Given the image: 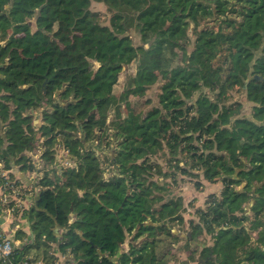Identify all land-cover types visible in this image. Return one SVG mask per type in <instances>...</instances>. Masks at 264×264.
<instances>
[{"label": "trees", "instance_id": "16d2710c", "mask_svg": "<svg viewBox=\"0 0 264 264\" xmlns=\"http://www.w3.org/2000/svg\"><path fill=\"white\" fill-rule=\"evenodd\" d=\"M93 2L106 6L108 25ZM134 63L126 96L162 82L146 113L130 102L123 113L114 94ZM240 91L250 118L230 102ZM40 140L46 160L58 141L76 166L38 181L21 215L33 240L18 259L168 264L187 239L198 264H264V0H0V162L32 172ZM164 148L176 170L188 174L190 155L207 182L223 183L197 222L154 180L167 177L151 160Z\"/></svg>", "mask_w": 264, "mask_h": 264}, {"label": "rangeland", "instance_id": "374dc122", "mask_svg": "<svg viewBox=\"0 0 264 264\" xmlns=\"http://www.w3.org/2000/svg\"><path fill=\"white\" fill-rule=\"evenodd\" d=\"M91 10L94 12L99 13L101 20L104 24H109V18H110V13L108 12L107 8L105 5L101 3H96L93 2L91 4ZM205 19L201 25L205 23ZM201 22V21H200ZM32 29L34 30V23L32 21ZM130 33V32H129ZM130 34L133 35V42L135 45L140 44V39L138 35L135 33L131 32ZM195 36L192 33V29L189 30V39L190 43L189 46L187 47V52H190L192 50V44L194 41ZM176 63V61H175ZM173 63V64H175ZM138 63H134L128 67H126L119 75V80L117 85L114 87V94L119 98L120 104L122 106V111L125 113V102H130L133 107H135L136 110H141L144 113L147 111L151 110L152 108L158 106V100H157V95L159 93V89L161 86V83H157L156 85L152 86L146 91V95L137 100L136 98H133L132 96H126L127 90L125 89L126 83H127V78L132 76L135 73L136 66ZM98 65L97 63H94V68H97ZM207 93V92H206ZM209 96H212L208 92ZM198 95V94H197ZM231 95V101H237L242 104V111H241V116L250 118L251 117V109L253 104L248 102L245 98L244 91L240 92H232ZM146 101H150V105H145ZM112 133L111 130H108V134L110 135ZM97 147V142L95 141L94 144ZM101 150V148H99ZM36 151V150H34ZM52 151V149H51ZM169 150L164 148V151H161L157 156L152 157L151 160L153 163H155L162 171L163 174L167 173V177H154V180H157L160 184H167L168 189L170 191V197L173 198H178L180 197L182 199V209H181V215L186 223L189 221H198V212L203 211L206 209L208 200H210L211 195H215L217 197H220V194L223 189V183L221 180H216L213 183L207 182L202 175V172L200 170H197L193 165L192 158L190 155L187 157H184V162L186 164V171L188 174H183L180 170H176L172 165L169 164V160L172 158V156L167 152ZM32 152V151H31ZM101 152V151H100ZM100 156H102V153H100ZM104 158L101 157V160ZM50 163L52 161L47 160ZM182 167L183 163H181ZM76 166V163H75ZM18 168V167H17ZM185 168V167H184ZM107 169V172H105L106 175L111 173V167L109 166H104V171ZM16 170V168L14 169ZM170 173V174H168ZM173 174V175H172ZM30 179H27L28 183H25L19 176L16 178L13 174L12 176H9L8 173L4 174V177L1 176L0 174V194L4 193L9 196H13V199H18L21 197L23 193H25L28 184L32 181V183L37 182V192L39 191V186H38V181L40 180V176H42V172L37 175L35 173H26ZM14 176V177H13ZM12 177V178H11ZM19 180H22L23 182H19ZM20 183V184H19ZM19 185L20 188H17L16 186ZM15 191V193L10 194V192ZM36 189H33V191ZM32 191V192H33ZM34 194V192H33ZM12 201V200H11ZM13 201L9 204L10 207L12 206ZM28 207V206H27ZM24 208H18L14 207V209L10 212L8 215L10 217L9 225H13L14 223H18L19 219L22 215V211ZM188 229V225H187ZM180 235L185 236V238L188 237V230H185V233H180ZM132 238L129 237L128 241L130 242ZM187 239H183L182 243L183 246L185 245V241ZM208 240V238H207ZM210 243V241H209ZM31 256V255H30ZM179 256V254H178ZM182 255L180 256V259L182 258ZM33 257V255H32ZM189 258H193L195 261H191L193 264H198L199 256H186L184 255V258H182V262L180 264H189ZM179 260V257H178Z\"/></svg>", "mask_w": 264, "mask_h": 264}, {"label": "built area", "instance_id": "2783aa9c", "mask_svg": "<svg viewBox=\"0 0 264 264\" xmlns=\"http://www.w3.org/2000/svg\"><path fill=\"white\" fill-rule=\"evenodd\" d=\"M39 146L35 149L36 151H32L28 153L30 163L33 166V171L29 173H35L39 175L42 172V176L45 172L54 169L57 173H60L63 170L67 169H74L75 168V160L73 159L70 151L68 148L61 145L58 141L54 144L52 151H53V158L52 163L49 162L44 157V147L41 146L42 140L39 141ZM1 163V162H0ZM1 166V164H0ZM108 173L107 169L103 173V180H108L111 177V173ZM1 176L4 177V172H0ZM40 176L39 178L41 179ZM5 178V177H4ZM20 184V183H19ZM20 188L19 185L16 186ZM33 189H36L33 191ZM34 194H33V192ZM15 193V191L10 192V194ZM37 193V182L32 183V181L28 184V187L18 199H13V196H9L7 194L1 193L0 194V208L5 209V211L10 214V212L14 209V207L23 208L20 202L21 200H27L32 203V199ZM13 201L12 206L10 207V203ZM15 232V231H14ZM33 237L32 234L26 236V238H17L16 234H9L0 224V264H46L42 259H34L32 256H25L23 258H17V251L20 250L24 245L32 242ZM53 250H56V246H53ZM53 255L57 257H61V259L65 260V264L68 260L66 256H63L59 253L53 252ZM53 264H59L58 259Z\"/></svg>", "mask_w": 264, "mask_h": 264}, {"label": "crops", "instance_id": "0c3cea01", "mask_svg": "<svg viewBox=\"0 0 264 264\" xmlns=\"http://www.w3.org/2000/svg\"><path fill=\"white\" fill-rule=\"evenodd\" d=\"M0 164H1L0 172L8 173L9 176H12V174H13L16 178L19 176V178H21L25 183H28L27 179H30V178L27 175H25L26 173L21 172L19 170L18 166L12 165L9 169H5L3 164L2 163H0ZM15 168H16V170H14ZM22 180H19V182H23ZM20 202L22 203L21 205L23 206L24 209H28L30 207V202H28V199L27 200H21L20 199ZM8 215L9 214L5 211V209L0 208V224L5 229V231H7L10 235L13 233L15 235L17 231H22L24 233L23 238H26V236L31 234L30 229H29V225L26 222V220L20 218L18 223H14L13 225H9L10 217ZM128 242L129 241H127V243L122 246V248H121L122 252H127ZM171 253H172L173 257H172V259H170L168 261V264H180V262L183 263L182 258H184V255L188 256L190 252L188 251V249H186L183 246L182 242H178V243L173 245V247L171 249ZM182 253H183V256L180 259V256L182 255ZM178 254H179V256H178ZM178 257H179V260H178ZM57 259H58L59 264H65V260L61 259V257H57ZM189 264H193V263L191 261H189Z\"/></svg>", "mask_w": 264, "mask_h": 264}]
</instances>
